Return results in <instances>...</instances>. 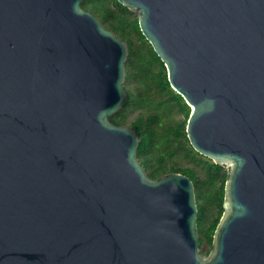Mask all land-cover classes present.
Segmentation results:
<instances>
[{
  "label": "water",
  "instance_id": "95a60500",
  "mask_svg": "<svg viewBox=\"0 0 264 264\" xmlns=\"http://www.w3.org/2000/svg\"><path fill=\"white\" fill-rule=\"evenodd\" d=\"M118 1L228 170L212 249L193 179L151 177L111 119L128 42L84 0H0V264H264V0Z\"/></svg>",
  "mask_w": 264,
  "mask_h": 264
},
{
  "label": "trees",
  "instance_id": "16d2710c",
  "mask_svg": "<svg viewBox=\"0 0 264 264\" xmlns=\"http://www.w3.org/2000/svg\"><path fill=\"white\" fill-rule=\"evenodd\" d=\"M85 8L98 14L104 24L125 39L130 47L127 61V83H134L137 92L127 88L129 97L125 106L111 116L116 124H126L128 107L141 109L137 117L131 121V126L137 129L142 140L138 148V157L146 167L148 174L159 178L170 172H182L189 175L196 187L198 201V230L200 234V250L208 255L213 246L215 229L223 214L225 183L228 170L211 160L199 158V154L190 144L186 126L191 112L190 106L178 94L168 81L167 69L157 55L152 45L150 55L136 52L133 42L135 33L146 39L139 26L137 14L121 4L118 0H84ZM160 88L169 94L171 105H178L186 112V118L178 120L169 132H163L160 113L148 112L150 90ZM179 149L184 150L186 157L202 162L201 172L175 161Z\"/></svg>",
  "mask_w": 264,
  "mask_h": 264
},
{
  "label": "rangeland",
  "instance_id": "374dc122",
  "mask_svg": "<svg viewBox=\"0 0 264 264\" xmlns=\"http://www.w3.org/2000/svg\"><path fill=\"white\" fill-rule=\"evenodd\" d=\"M134 14H136L134 12ZM134 47L137 53L139 54H145L150 55L149 49L151 47L150 43L147 39H143L139 34L135 33L133 37ZM125 87L130 88L132 92H137V89L134 85V83L125 82ZM150 102L148 104V112H155L160 113L162 115L161 122L162 126L160 129L163 132H169V128L174 127L178 120L185 119L186 118V112L178 105H171V102L168 101L169 94L166 92H163L160 90V88L153 87L150 90ZM128 120L126 125H131V121L134 120L139 112H141V109H133L132 106L128 107ZM184 150L179 149L176 153V157L174 158L175 161H177L181 165H186L190 167H195L196 170L201 172L202 168V162H198L197 160L186 157L184 154ZM199 158H203L204 160H211L208 157L198 154ZM212 161V160H211ZM202 174V172H201Z\"/></svg>",
  "mask_w": 264,
  "mask_h": 264
},
{
  "label": "flooded vegetation",
  "instance_id": "af4514ba",
  "mask_svg": "<svg viewBox=\"0 0 264 264\" xmlns=\"http://www.w3.org/2000/svg\"><path fill=\"white\" fill-rule=\"evenodd\" d=\"M141 161V160H140ZM142 162V161H141ZM143 164V163H142Z\"/></svg>",
  "mask_w": 264,
  "mask_h": 264
}]
</instances>
